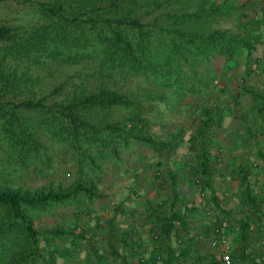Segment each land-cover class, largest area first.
Segmentation results:
<instances>
[{
    "label": "trees",
    "instance_id": "trees-1",
    "mask_svg": "<svg viewBox=\"0 0 264 264\" xmlns=\"http://www.w3.org/2000/svg\"><path fill=\"white\" fill-rule=\"evenodd\" d=\"M153 1L38 0L36 9L42 21L25 28L0 24V146L5 149L6 158L20 165L33 159H46L43 135H47L70 148L77 173L76 179L65 187L46 186L32 191L0 187V249L15 236L22 237L26 244L9 258L8 264L43 262L42 241L48 243L51 237L63 238L69 234L60 227L43 230L34 227L32 212L45 205L74 200L79 193L91 197L94 182L90 173L96 167L94 159L101 157L103 151L117 153V145L126 146L132 139L162 150L169 148L173 140L158 142L145 134L148 121L138 110L120 120L102 118L103 110L112 105L128 107L134 103L125 93L104 85L83 90L70 81L61 100L47 102L45 96L33 93L13 100L20 93L19 85L25 87V81L30 80L29 66L43 59L65 63L91 61L103 76L149 74L160 86L176 88V82L182 80L179 58L186 59L183 49L190 51L196 62L216 54L224 55L225 59L235 58L237 50L244 45L249 54L253 44L240 41L237 35L224 29L206 33L181 29L191 17L210 14L211 8L180 14L165 12L172 24L161 26L144 21L142 16L145 7ZM53 92L61 94L62 85L53 86ZM204 112L201 124L195 129L196 135L192 136L201 142L196 150L193 147L190 151L193 163L186 164L191 172L190 183L199 192L206 190L210 201L217 203L211 188V156L203 141L208 139L206 129L214 121L219 123L222 112L209 108ZM168 173L172 206L178 200L180 182L177 173Z\"/></svg>",
    "mask_w": 264,
    "mask_h": 264
},
{
    "label": "rangeland",
    "instance_id": "rangeland-1",
    "mask_svg": "<svg viewBox=\"0 0 264 264\" xmlns=\"http://www.w3.org/2000/svg\"><path fill=\"white\" fill-rule=\"evenodd\" d=\"M37 1L0 0V24L25 28L42 21L36 9ZM245 4L246 0H154L145 7L142 16L144 21L170 26L172 23L167 19L165 12L180 14L211 8L210 14L191 17L183 23L181 29L196 33L224 29L237 35L240 41L253 44L257 42L252 36L253 30L264 25V13L255 3L251 8H247ZM215 6H219L220 10L214 9ZM244 46L237 50L235 58L225 59L224 55L216 54L198 62L192 60L190 51L183 49L182 54L186 59L179 58L182 80L176 82V88L160 86L149 74L143 76L141 73H116L103 76L97 73L91 61L65 63L43 59L40 63L28 67L30 80L25 81V87L19 85L20 93L13 97V100H19L20 97L32 93L34 96H45L44 100L47 102L61 100L70 81L78 84L83 90L104 85L125 93L134 103L128 107L112 105L103 110L102 118L108 121L120 120L138 110L148 121L145 134H149L158 142L173 139L171 148L162 150H156L153 145L132 139L126 146L117 145V153L103 151L101 157L94 159L96 167L90 173L94 182L91 197L79 193L74 200L33 210L31 218L34 227L43 230L55 226L69 231L63 238L51 237L48 243L42 241L45 257L43 262L38 261L36 264H82L79 259L83 257V241H88L95 235L97 237L91 239H101L102 220L96 218L93 211L113 210L118 204V198L123 194L136 195L144 191L141 186L147 183L145 174L148 169L155 199L170 194L168 172L178 174L188 170L186 162H192L190 151L193 147L196 150L201 142L200 138L192 139V136L196 135L195 129L204 118V109L223 112V106L220 104L224 100L228 103L230 90L233 97L237 95V102L240 101L238 94H244L245 88L241 86L243 80H240L243 79L240 67L241 56L246 50ZM19 69L20 67L18 71ZM213 75L214 78L211 77ZM225 81L226 86L223 84ZM59 84L62 85V93L51 94L52 87ZM192 88L196 90L192 91ZM14 95L15 93L11 96ZM221 119H218L219 123L214 127L209 125L206 129L208 139L203 141L206 145L215 139L213 131L218 129ZM43 141L47 158L33 159L25 165L10 162L8 157L6 158L4 147L0 146V187L32 191L46 186L65 187L76 179L77 173L70 148L55 142L47 135H43ZM188 173L191 174L190 171ZM156 205L153 208L158 209L159 203ZM25 246L20 236L8 239L0 249V264H8L9 258Z\"/></svg>",
    "mask_w": 264,
    "mask_h": 264
},
{
    "label": "crops",
    "instance_id": "crops-1",
    "mask_svg": "<svg viewBox=\"0 0 264 264\" xmlns=\"http://www.w3.org/2000/svg\"><path fill=\"white\" fill-rule=\"evenodd\" d=\"M254 3L262 11L264 0L245 6ZM252 36L257 42L241 56L245 92L237 102L230 90L215 139L205 144L217 203L190 183L189 170L177 174L176 203L171 194L156 200L147 168L144 191L123 194L113 210L93 211L101 239L83 241L82 264H221L210 244L221 220L232 264H264V25Z\"/></svg>",
    "mask_w": 264,
    "mask_h": 264
},
{
    "label": "built area",
    "instance_id": "built-area-1",
    "mask_svg": "<svg viewBox=\"0 0 264 264\" xmlns=\"http://www.w3.org/2000/svg\"><path fill=\"white\" fill-rule=\"evenodd\" d=\"M225 225V221L219 222V227L215 228V233L210 239V244L219 248V260L221 264H232L231 255L229 253V246L227 238L221 232L222 227Z\"/></svg>",
    "mask_w": 264,
    "mask_h": 264
}]
</instances>
